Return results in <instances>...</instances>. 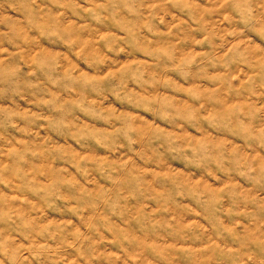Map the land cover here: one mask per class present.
Here are the masks:
<instances>
[{"label":"clouds","instance_id":"1","mask_svg":"<svg viewBox=\"0 0 264 264\" xmlns=\"http://www.w3.org/2000/svg\"><path fill=\"white\" fill-rule=\"evenodd\" d=\"M0 264H264V0H0Z\"/></svg>","mask_w":264,"mask_h":264}]
</instances>
